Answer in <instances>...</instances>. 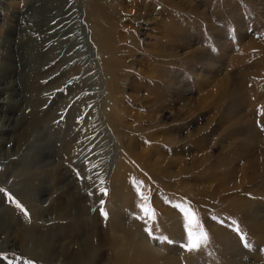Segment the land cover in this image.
Instances as JSON below:
<instances>
[{"label":"rangeland","instance_id":"374dc122","mask_svg":"<svg viewBox=\"0 0 264 264\" xmlns=\"http://www.w3.org/2000/svg\"><path fill=\"white\" fill-rule=\"evenodd\" d=\"M98 23L110 30L108 51L96 35ZM263 46L264 0H0V209L15 218L9 231L0 226V264H104L100 256L74 261L82 241L97 237L98 228L115 236L112 227L137 222L157 251L175 249L194 264H264V231L243 223L264 224L258 182L252 191L215 195L210 202H198L204 199L195 194L215 184L211 174L229 162L245 166L247 154L237 141L247 126L222 80L240 85L244 70L264 61ZM260 71L245 77L242 92L246 111L248 102L258 103L249 113L264 139ZM169 135L174 142L163 143ZM129 138L136 140V153L157 157L162 149V164L178 175L165 184L169 189L140 167ZM123 162L134 204L121 214L114 175ZM156 199L177 215L179 230L161 223ZM177 205L197 214L193 232L208 234L200 248L185 247L191 240ZM149 209L155 219L149 211L140 220ZM113 211L123 216L120 222H112ZM31 226L33 236L26 232ZM218 229L232 248L216 237Z\"/></svg>","mask_w":264,"mask_h":264},{"label":"bare ground","instance_id":"6f19581e","mask_svg":"<svg viewBox=\"0 0 264 264\" xmlns=\"http://www.w3.org/2000/svg\"><path fill=\"white\" fill-rule=\"evenodd\" d=\"M51 2V1H50ZM53 3V2H51ZM55 4V3H54ZM96 24V23H95ZM99 27L98 31H96V35L99 36V40L102 44H100L101 48L106 51H108L107 47L104 45L105 41L107 40V33L110 31H106L103 29L102 25L99 23L97 24ZM96 26V27H97ZM102 26V27H101ZM174 26V25H173ZM177 30V29H176ZM176 33V32H175ZM112 36V34H111ZM111 38V37H110ZM108 41V40H107ZM254 46H261L260 44L253 43ZM263 45V44H262ZM251 47V46H250ZM264 47V46H263ZM258 48V47H257ZM110 53L113 54L114 51L110 50ZM109 64H113V59H110ZM255 61V60H254ZM113 66V65H112ZM250 70H244L245 77L247 75H260L261 68H264V61H259L253 66H251ZM241 81V84H237L233 78L231 77H224L223 87L224 91L225 89L229 93L230 96L234 98L235 105L237 106L238 110L241 112L240 117V124L244 126H247V128L242 129L241 133L244 134V137L240 138L237 141V146L241 149V151L245 152L247 154L246 163L243 168L235 167V165L232 162H229L226 167H222L223 171L211 174V180L215 181V184L209 186V187H199L196 191L197 197L203 198L204 200L198 201L200 203L202 202H210L214 196H220L223 193L227 192H236V191H252L255 188L253 187L254 182H258V187L262 191L264 190V144L263 140L259 138L258 136L259 132L254 124V118L251 117V114L249 113L250 110L254 109L255 105H250L248 102V106L250 110L246 111V102H244L243 99H245V95L242 92V87L245 84V80ZM236 80V79H235ZM249 80V79H248ZM209 96V94H208ZM229 96V98H230ZM260 99V98H259ZM263 100V99H262ZM246 103V104H245ZM261 101L259 102V104ZM264 103V102H263ZM262 103V105H263ZM220 105V103H218ZM234 104V102H233ZM231 104V105H233ZM234 105V107H235ZM247 106V108H248ZM242 108V109H241ZM243 113V114H242ZM27 114V113H26ZM156 118V117H155ZM148 119L153 123L154 118L152 116H149ZM25 120V119H24ZM28 124L25 129V135H29L30 129L32 128V125L30 123ZM39 127V126H38ZM160 127V126H157ZM242 127V126H241ZM248 129L249 132L246 130ZM234 131V130H233ZM232 131V133H233ZM251 132H255L257 134H251ZM65 135L67 139H69V136H71V133ZM235 133V132H234ZM238 134V133H237ZM164 136V135H163ZM154 140V138H152ZM173 137L171 135L165 136L161 141L163 143H170L172 144ZM22 141V140H21ZM157 141V140H156ZM160 141V142H161ZM52 143V142H50ZM233 143V142H231ZM136 144V140L134 138L128 139V148L129 152L136 157V160L140 163V167H143L147 169V172L153 177L155 181H158L161 185L165 187V189H169L165 184H171V181L174 178H178V175L174 171V168L171 165L162 164V162L165 159L164 153H162V149H159V153L157 157H154L151 151L143 150L141 153L134 152V145ZM233 145V144H232ZM42 151V149H41ZM179 159V158H178ZM177 160V159H176ZM180 160V159H179ZM205 160V159H203ZM205 162V161H204ZM232 163V164H230ZM128 165L126 162H123L121 166L117 169L115 173V181L118 182L116 184V195L119 196L120 201L122 202L120 207H117L118 209L122 210L121 214L124 210V208H128L130 205L134 204V194L130 192L129 190L126 191L125 188H127V178L131 176L130 170L127 171ZM185 169V168H183ZM186 172H188L189 168H186ZM137 172V171H136ZM247 173V177H244L245 173ZM24 179V178H23ZM26 179V178H25ZM34 180L33 176H30L29 180ZM36 180V179H35ZM24 181V180H23ZM29 183V182H27ZM252 184V185H250ZM117 185L120 187H117ZM26 186V185H25ZM28 186H30L28 184ZM177 186V185H176ZM180 186V185H179ZM34 187V186H33ZM163 187V188H164ZM115 189V188H113ZM190 191H193V189H189ZM187 193H191L187 191ZM259 193V192H258ZM185 195V194H183ZM74 196V195H73ZM78 196V195H77ZM188 197V196H187ZM72 202L74 205L81 206V201L75 197H71ZM247 202H245L246 204ZM210 204V203H209ZM155 209L157 210L160 221L162 224H169V227L171 230H179V219L177 218V215L172 214V210H170L168 207H166L162 202L156 199L154 202ZM133 207V206H132ZM9 210V207H7ZM5 208V209H7ZM111 215L112 222H120L119 220L123 217L121 216L120 212H115ZM15 221L14 215H10L7 210L0 209V226L4 229H7L5 231H9L11 229V224ZM3 223V224H2ZM160 223V222H159ZM245 225L248 226V229L253 231L254 233H257L258 231H264V224L261 225L258 221H253L252 224L249 223V221L243 222ZM121 224L119 227H112V232H114L115 236H111V234L104 232L102 229L98 228L96 230V235H93L91 240L85 239L80 247L78 255L75 257L76 262L79 260H89L91 263L102 257L104 260V264H183V262H188L189 264H194L193 258H191L190 255H186L185 258H181L175 249H169L167 253L163 251H157L155 247L152 246L150 243V239H148L145 235L141 234L139 231V223L137 222L136 225H133L132 227H122ZM25 227V226H23ZM22 227V228H23ZM102 227V226H101ZM0 228V229H3ZM66 228V227H65ZM114 228V229H113ZM21 229V228H19ZM22 231V230H21ZM20 232V231H19ZM27 234H30L33 236L35 234V228L34 227H28L26 230ZM119 232V234L117 233ZM122 233V234H121ZM216 237L219 239H222L226 245L229 248H232L234 244L232 243L229 235L222 230L218 229L216 230ZM21 234V233H19ZM121 234V235H120ZM261 235V234H260ZM258 235V236H260ZM95 237L97 238L95 241ZM260 237H264V234ZM42 238V237H41ZM51 242V241H50ZM48 244V243H47ZM111 244V248H108L107 245ZM51 247V246H50ZM52 249V248H51ZM50 249V250H51ZM113 251L112 254L106 255V251ZM65 253L68 252L67 249H64ZM156 251L158 253H156ZM64 253V254H65ZM67 254V253H66Z\"/></svg>","mask_w":264,"mask_h":264},{"label":"snow or ice","instance_id":"6c2138e0","mask_svg":"<svg viewBox=\"0 0 264 264\" xmlns=\"http://www.w3.org/2000/svg\"><path fill=\"white\" fill-rule=\"evenodd\" d=\"M0 191H5L3 189H0ZM102 192H106L107 190L106 189H101ZM137 191L139 192V188L137 189ZM10 195V194H9ZM140 196L143 200H146L147 197L144 196V193L143 192H140ZM18 207L22 208L23 209V206L22 205H19V202H16ZM103 201H101V205H103ZM139 207L141 209H144L145 208V205L142 203L139 205ZM177 208L180 209V211L184 214V217L186 218V227H187V230H188V237L189 239L191 240V243L189 244H186L185 247L189 250V251H192L194 249H198L201 247V245L203 243H206L208 241V234L204 231H197V232H193V225H196L197 226V229H199V222H198V219H197V214L193 211V209L191 207H184L182 205H177ZM26 212V210H24ZM151 211L153 214H152V219H155V215H154V210H146L145 212V216H141V217H138L140 220H145L146 216L148 215V212ZM102 214L104 216H107L108 213L106 211H103ZM148 234L149 236H153V229L151 227H145L144 229ZM237 231L239 232L240 229L237 228ZM153 238H156V239H161V240H165L167 241V237H154ZM29 264H34V262H29Z\"/></svg>","mask_w":264,"mask_h":264}]
</instances>
